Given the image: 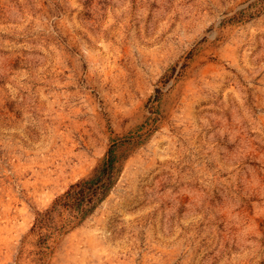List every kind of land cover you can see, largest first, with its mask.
Returning <instances> with one entry per match:
<instances>
[{
	"label": "rangeland",
	"instance_id": "rangeland-1",
	"mask_svg": "<svg viewBox=\"0 0 264 264\" xmlns=\"http://www.w3.org/2000/svg\"><path fill=\"white\" fill-rule=\"evenodd\" d=\"M0 264H264V0H0Z\"/></svg>",
	"mask_w": 264,
	"mask_h": 264
},
{
	"label": "trees",
	"instance_id": "trees-1",
	"mask_svg": "<svg viewBox=\"0 0 264 264\" xmlns=\"http://www.w3.org/2000/svg\"><path fill=\"white\" fill-rule=\"evenodd\" d=\"M114 159L112 150L91 177L71 186L65 195L66 205L79 209L85 215L102 202L114 181Z\"/></svg>",
	"mask_w": 264,
	"mask_h": 264
}]
</instances>
